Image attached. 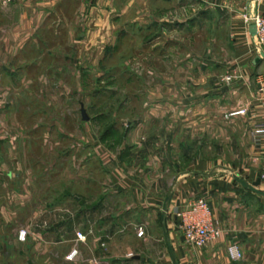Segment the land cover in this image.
<instances>
[{
    "label": "crops",
    "instance_id": "crops-1",
    "mask_svg": "<svg viewBox=\"0 0 264 264\" xmlns=\"http://www.w3.org/2000/svg\"><path fill=\"white\" fill-rule=\"evenodd\" d=\"M186 9L192 13L180 17ZM263 9L264 0L0 1L2 98L16 74L25 88L41 80V74L55 64L54 57L73 58L74 43L78 48L82 42L84 50V45L93 42L98 73L107 72L102 67L107 56L125 47L119 42L133 43L129 54L124 53L132 57L145 46L143 42L154 37H165L167 44L171 39L165 31L169 29L183 32L204 25L205 40L215 46L204 53L177 46L178 59L161 68V95L152 92L159 85L151 83L145 99L140 97L145 111L130 118L126 127L105 128L100 134L99 141L106 145L94 149L103 176L93 198L67 192L48 198L43 191L31 196L28 187L44 182L42 174L53 164L35 154L26 161L23 141L15 143L16 137L26 134L24 130L18 136L0 132L3 155L17 151V162L8 158L11 165L0 157V264H171L161 227L156 229L154 224L166 194L172 221H165V228L178 264H264V196L234 179L250 184L259 178V157L264 154V137L257 146L249 137L253 124L264 122L255 83L257 77L264 79V58L252 63L259 55L240 19L244 10ZM62 10H67V28L61 34L56 27L60 24L52 21L49 25L47 17L63 18ZM170 10L178 13L171 16ZM89 24L94 26L92 31ZM220 28L229 37L228 49L216 45ZM63 43L71 51L63 49ZM166 44L158 48L161 53ZM148 46L151 55H159L160 51H154L157 43ZM88 63L79 66L81 74L90 73ZM123 67L122 71L129 69ZM27 72L38 75L32 80ZM226 74L235 77L224 81ZM127 80L125 76L123 82ZM4 104L0 99L2 108ZM240 108L244 114L229 115ZM10 182L12 187L7 185ZM256 189L264 192V181ZM198 197L206 201L220 235L195 248L185 244L175 229V214ZM48 199L52 203L47 209L43 200ZM15 216L20 218L18 227L10 224ZM42 216L48 217V224H41ZM138 226L142 236H136ZM18 228L26 230L25 242L16 240ZM75 231L84 239L75 240ZM231 242L241 252L239 260L226 255Z\"/></svg>",
    "mask_w": 264,
    "mask_h": 264
},
{
    "label": "rangeland",
    "instance_id": "rangeland-1",
    "mask_svg": "<svg viewBox=\"0 0 264 264\" xmlns=\"http://www.w3.org/2000/svg\"><path fill=\"white\" fill-rule=\"evenodd\" d=\"M76 11L74 13L75 21L78 19ZM61 12L63 18L54 15L48 16L47 23L50 25L53 21L54 24H60L56 27L62 34L67 28L64 25L67 10H62ZM159 12L161 11L159 10ZM170 12L172 13L171 16H175L178 13L177 10L175 13L171 10ZM191 13V10L186 9L183 14L179 13V15L180 17H186ZM57 20H60V22ZM87 27L91 30L94 26L89 24ZM200 28L190 29V27H187L183 32L169 29L165 31L166 36L171 39L167 44L164 43L165 37H154L152 38L153 40L150 39L143 42L145 46L140 48V52L132 57H127L124 53L129 54L128 50L134 48L131 45L133 43L129 41L119 42L125 47H121V51H117L116 54L111 50V52L113 51L112 55L107 56L102 61V67L107 70L105 73H98L94 70L98 67L97 48H94L93 42L89 41V44L84 45V50L80 46L82 42L78 48L74 43L73 50L76 55L73 58H69L66 55L54 57L55 64L52 65L54 69L50 66L51 68L41 74V80L36 81L37 83H25L26 87L22 88L21 83L16 80V74L15 79L13 78L10 84V89L4 94V98L0 96V99H4L5 103L3 108L0 105V132L3 131L4 135L12 132L18 136L19 132L24 130L26 134L23 133V136L16 137L15 143L18 146L23 141L22 147H25L27 151L25 154L26 161L35 154L47 164H53V168L47 169L42 174L44 182H41L38 186L32 185L28 187L31 196L33 193L37 195L42 191L47 194L48 198H53L65 192L85 196L84 199L86 196L93 198L97 195L100 190L98 187L99 177L103 175L98 163V155L94 148L106 145L99 141L100 134L105 128H124L126 124H129L130 118L144 112L145 105L142 106L140 99H145V96L151 91L146 88L151 83L154 86L159 85L152 92L159 94V96L161 95V68L165 64H172L178 59L177 46H180L182 51L185 49L186 52L203 51V53L206 48L213 49L215 47L214 43L211 45L210 41L205 40V37L208 36L205 29L206 26L203 25ZM228 40L229 37L226 31L224 32L223 28H220L218 30V41L216 42L218 48L228 49L230 47ZM153 43H157V46L159 45L157 50L155 49L154 51H160L158 48L160 49L166 44L164 53L160 51L157 56L155 52L154 56L151 55L148 45ZM181 44H184L185 48L182 49ZM62 46L63 49H70L71 51V48L66 47L64 43ZM173 49L175 51H172ZM87 53L89 54L88 56H86ZM195 58L200 59L197 56ZM48 60L49 58H47ZM43 61L45 62L46 60L44 59ZM87 62L90 65V73L88 75L81 74L79 66H82L83 63L87 64ZM123 65L127 66L131 72H128V70L122 71L124 69ZM45 67H47V62H45ZM102 67L99 66V69L101 70ZM37 75V73L33 72H27L26 74L31 79H34ZM125 76L129 80L123 82ZM65 86L67 87L66 89H64ZM1 93L2 90L0 88V95H2ZM81 108L87 116L86 120L81 119ZM0 145H4L1 140ZM41 146L44 147V150L41 149ZM56 150L58 151L57 159L54 158ZM16 152L12 150L11 154H9L10 152L8 153V157L6 153L3 155L1 151L0 157L2 159L4 156V161L11 165V161L8 158L11 159L13 157L17 162ZM208 155L203 154V157ZM53 160L55 163H53ZM55 164L58 165V168L54 171ZM67 167L68 169L64 170ZM63 170L64 172H62ZM4 181H6V178ZM12 183H7V185L12 187ZM1 191L2 189H0ZM7 192L8 195L11 194V192ZM45 202L48 209L52 201L49 199L47 201L43 200V203ZM161 213H163L164 220L169 224L172 221L171 214L166 209L162 212L160 206L155 217L154 224L156 229H160L162 226ZM19 219V216L11 217L10 224L18 227ZM48 223V217L42 216L41 224ZM175 229L177 230L176 224Z\"/></svg>",
    "mask_w": 264,
    "mask_h": 264
},
{
    "label": "built area",
    "instance_id": "built-area-1",
    "mask_svg": "<svg viewBox=\"0 0 264 264\" xmlns=\"http://www.w3.org/2000/svg\"><path fill=\"white\" fill-rule=\"evenodd\" d=\"M3 4H8L13 0H0ZM242 23L245 31L248 33L250 40L253 44V48L257 53L260 51L264 52V9L261 11L257 10H246L241 13ZM253 24V34L248 32V25ZM235 77L234 75L227 74L223 77L224 81H229ZM256 93L259 104L264 107V79L257 77ZM245 109L240 108L229 113L233 114H244ZM250 141L253 145L257 146L261 143L264 137V122L253 124L249 131ZM259 180L264 181V154L259 157ZM176 217V228L180 233L182 240L185 244L200 248L211 240L219 237L220 229L216 222L211 217L210 209L206 201L201 198H195L189 200L183 205L179 211L175 214ZM143 234L141 227L136 228V235L140 236ZM26 237V230L20 228L16 232V240L23 242ZM75 240L81 241L84 239V235L79 232H74ZM227 257L236 261L241 258V252L236 243L231 242L227 244L226 248Z\"/></svg>",
    "mask_w": 264,
    "mask_h": 264
},
{
    "label": "water",
    "instance_id": "water-1",
    "mask_svg": "<svg viewBox=\"0 0 264 264\" xmlns=\"http://www.w3.org/2000/svg\"><path fill=\"white\" fill-rule=\"evenodd\" d=\"M248 32L250 34H253V24H249L248 25ZM259 58H264V52L263 51H260L259 52V56H255L252 60V63L254 64L255 62L258 61ZM80 113H81V119L82 120H86L87 119V116L85 115V112L84 110L81 108L80 109ZM234 179L243 187L245 188H248L249 190L253 191V192H256V193H259L261 195L264 196V192L262 191H258L256 189V186L259 184V178H257L255 181H253L252 183L250 184H247L246 182H244L241 178H238V177H234ZM169 194H166L163 198V201L161 203V211L164 212L165 209H166V204L169 202ZM160 219L162 221V226H161V231H162V237H163V240H164V244H165V247H166V250H167V253H168V256H169V259H170V262L171 264H178L177 261L175 260L174 258V254H173V251L171 249V246L169 244V241H168V238H167V233H166V228H165V220L163 218V213L160 214Z\"/></svg>",
    "mask_w": 264,
    "mask_h": 264
},
{
    "label": "trees",
    "instance_id": "trees-1",
    "mask_svg": "<svg viewBox=\"0 0 264 264\" xmlns=\"http://www.w3.org/2000/svg\"><path fill=\"white\" fill-rule=\"evenodd\" d=\"M104 133V131L102 132V134Z\"/></svg>",
    "mask_w": 264,
    "mask_h": 264
}]
</instances>
